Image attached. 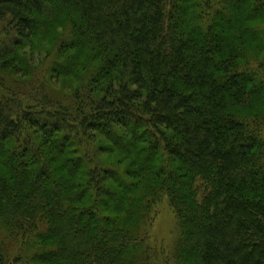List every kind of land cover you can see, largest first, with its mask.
I'll return each mask as SVG.
<instances>
[{
  "label": "trees",
  "instance_id": "16d2710c",
  "mask_svg": "<svg viewBox=\"0 0 264 264\" xmlns=\"http://www.w3.org/2000/svg\"><path fill=\"white\" fill-rule=\"evenodd\" d=\"M55 23L74 103L0 99V220L31 262L150 264L167 198L178 264H264V0H0V68Z\"/></svg>",
  "mask_w": 264,
  "mask_h": 264
},
{
  "label": "rangeland",
  "instance_id": "374dc122",
  "mask_svg": "<svg viewBox=\"0 0 264 264\" xmlns=\"http://www.w3.org/2000/svg\"><path fill=\"white\" fill-rule=\"evenodd\" d=\"M63 18L62 15L60 20ZM61 32L59 24L55 23L54 27L37 38L36 42L43 48L40 49L41 53L38 50L32 52L28 47L25 49V53H21V58L24 61L21 74L0 68V99L14 104L21 102L24 106H35L45 97L64 104L72 105L74 103V90H77L78 84L73 79L74 76L66 71L67 64L64 56L56 55L58 51L55 50L57 46L55 39ZM103 147L112 148L114 146L106 140L100 139L92 147L95 155L89 153V156L94 158V161L102 165L105 170H109V172L115 170L114 173L118 171L123 174V177L130 162L126 160L122 164L118 163L119 159H123L122 156L117 152L108 154ZM81 150L82 159H85L87 157L84 154L85 149L82 147ZM109 182L113 183L111 180ZM158 203L151 214L148 225L146 228L143 227L140 239L144 238L142 239L145 242L143 246L148 249L150 264H178L176 251L180 237L179 222L167 198L159 200ZM3 221L4 216L0 220V242H5L4 244L10 251L11 264H14L16 256L22 257L19 264H29L33 258L32 249L39 247L37 240H31V245L24 247L18 238L9 234L2 224ZM47 227V221L40 224L38 234H43ZM30 264L35 263L31 262Z\"/></svg>",
  "mask_w": 264,
  "mask_h": 264
}]
</instances>
